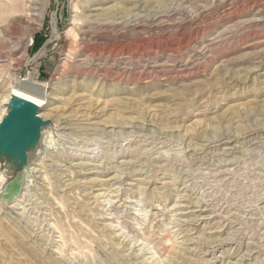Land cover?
Returning <instances> with one entry per match:
<instances>
[{
  "label": "rangeland",
  "instance_id": "1",
  "mask_svg": "<svg viewBox=\"0 0 264 264\" xmlns=\"http://www.w3.org/2000/svg\"><path fill=\"white\" fill-rule=\"evenodd\" d=\"M32 1L0 0V118L20 88L52 127L0 264H264V0Z\"/></svg>",
  "mask_w": 264,
  "mask_h": 264
},
{
  "label": "water",
  "instance_id": "2",
  "mask_svg": "<svg viewBox=\"0 0 264 264\" xmlns=\"http://www.w3.org/2000/svg\"><path fill=\"white\" fill-rule=\"evenodd\" d=\"M40 110L32 101L15 95H9L4 103L0 118V189L28 168L41 146L43 131L52 127L50 120L40 117Z\"/></svg>",
  "mask_w": 264,
  "mask_h": 264
},
{
  "label": "bare ground",
  "instance_id": "3",
  "mask_svg": "<svg viewBox=\"0 0 264 264\" xmlns=\"http://www.w3.org/2000/svg\"><path fill=\"white\" fill-rule=\"evenodd\" d=\"M32 1V0H31ZM40 2L41 0H33L32 2H30V4H33V6H40ZM35 8H33L34 10ZM39 10V9H37ZM260 19V18H259ZM135 22V21H134ZM249 22V21H248ZM260 22V21H259ZM215 43V42H214ZM200 50V49H199ZM209 51V50H208ZM204 53V52H203ZM196 65V64H195ZM192 67V66H190ZM12 95H15V96H18V97H21V98H24V99H27L29 101H32L33 103H35L38 107H41L43 104H44V101L38 97H35V96H32L30 94H28L27 92H25L24 90L20 89V88H16V89H12V93H11V96ZM41 165V163H40ZM36 168L33 169L32 171L35 172ZM37 171V170H36ZM44 180V179H43ZM26 189V188H25ZM27 190V189H26ZM2 191V190H1ZM0 191V192H1ZM33 195V194H32ZM20 202V201H19ZM22 202H20V204H22ZM15 209H18V210H21L23 208H18V205ZM22 211V210H21ZM48 216V215H47ZM23 218V217H22ZM127 262V261H126Z\"/></svg>",
  "mask_w": 264,
  "mask_h": 264
},
{
  "label": "trees",
  "instance_id": "4",
  "mask_svg": "<svg viewBox=\"0 0 264 264\" xmlns=\"http://www.w3.org/2000/svg\"><path fill=\"white\" fill-rule=\"evenodd\" d=\"M35 44H37V42H35ZM37 47H38V44H37Z\"/></svg>",
  "mask_w": 264,
  "mask_h": 264
}]
</instances>
